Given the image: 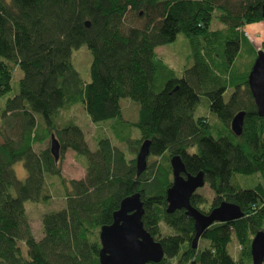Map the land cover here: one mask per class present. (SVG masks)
<instances>
[{
    "label": "trees",
    "instance_id": "1",
    "mask_svg": "<svg viewBox=\"0 0 264 264\" xmlns=\"http://www.w3.org/2000/svg\"><path fill=\"white\" fill-rule=\"evenodd\" d=\"M263 5L264 0H0V264H101V227L113 222L121 201L135 192L143 200V225L165 252L162 261L149 264H253L251 241L264 229V115L248 84L259 50L242 29L264 22ZM131 13L144 23H128ZM179 33L191 50L177 71L156 49ZM83 44L93 56L89 82L72 62L73 50ZM244 46L254 57L242 69ZM19 70L18 92L8 96ZM221 92H229L222 104ZM201 96L217 108L224 126L218 130L225 135L215 136L216 126L195 116ZM123 98L138 104L135 119L124 116ZM79 103L94 123L112 120V138H98L95 150L70 114ZM239 111L246 115L236 136L231 121ZM53 135L61 145L59 161L50 150ZM146 139L154 160L137 175L135 155ZM67 149L86 157L83 178L63 177ZM177 154L187 172H204L215 193L210 201L194 193L193 206L207 213L228 200L244 212L207 228L203 249L199 242L193 247L194 221L185 210L167 212L170 159ZM19 162L27 171L24 180L15 170ZM48 174L68 188L65 206L43 214L38 239L25 201L53 198ZM239 175L260 179L248 188ZM234 242L236 256L228 250Z\"/></svg>",
    "mask_w": 264,
    "mask_h": 264
},
{
    "label": "water",
    "instance_id": "2",
    "mask_svg": "<svg viewBox=\"0 0 264 264\" xmlns=\"http://www.w3.org/2000/svg\"><path fill=\"white\" fill-rule=\"evenodd\" d=\"M264 19V5L262 8ZM89 26V22H86ZM248 84L260 116L264 115V50L259 49L257 57L248 76ZM245 111H239L231 121V130L236 136L243 133ZM151 140L142 142L136 155L137 175L142 174L148 166ZM50 150L56 161L61 155L59 140L52 136ZM172 184L166 193L167 212L185 210L186 215L194 221L195 236L193 247L204 231L216 222H228L244 216L241 207L231 201L223 200L209 212H203L191 204V197L198 189L204 187V172L197 174L187 172L181 155L170 159ZM144 207L140 192L125 197L118 210L113 214V222L101 227L99 252L101 264H149L158 263L165 257L163 245L156 240L143 225ZM251 256L253 264H264V229L259 230L252 238Z\"/></svg>",
    "mask_w": 264,
    "mask_h": 264
},
{
    "label": "rangeland",
    "instance_id": "3",
    "mask_svg": "<svg viewBox=\"0 0 264 264\" xmlns=\"http://www.w3.org/2000/svg\"><path fill=\"white\" fill-rule=\"evenodd\" d=\"M145 18H138L134 16V13H131L127 19L128 23H131L136 26H140L144 23ZM219 23L217 19L213 20L212 28L219 27ZM243 31V30H242ZM255 43L254 46L256 49L262 48V40ZM253 43V42H252ZM245 47V46H244ZM190 45L187 38L179 33L176 40L172 43H169L164 46H159L156 49V52L159 57L163 58L165 62H167L170 66L175 68L177 71H180L184 65L186 64L187 55L190 53ZM254 55L251 52L247 51V48H243L241 52V56L238 59V65L242 69L248 68L251 63ZM92 53L86 44L81 45L79 48H75L72 54V62L75 68L79 71L81 77L86 81H91V63H92ZM23 72L21 70L14 76L12 86V91L8 94V96H13L18 92V81L19 78L22 77ZM229 92H221L218 94L219 101L221 104L223 100L228 99ZM121 104L124 110V116L128 119H135L137 117L138 104L132 101L129 98H123L121 100ZM86 105V104H85ZM83 103L76 104L71 109L70 114L74 116L76 122L84 129L86 133L87 140L91 149L95 150L97 147V139L100 137H111L113 134V130L111 129L112 120H108L102 122L100 124L94 123L90 115L88 114V108ZM215 106V105H213ZM213 106L209 105L208 99L205 96H201L199 103L195 109V116H205L208 121L212 123L215 127V136H223L226 133L219 131L218 129L223 124L219 121L216 113L217 108H213ZM138 135V131L134 130V136ZM114 142L117 143L123 150L126 151L128 158H132L133 155L128 152V147L125 144L119 143L114 139ZM194 150V148L192 149ZM136 156V155H135ZM82 157V158H81ZM83 160H86L84 156H76L73 150L67 149L63 153V158L61 161L62 166V175L68 181L69 179H80L85 176L86 169L84 167ZM154 160V157L149 155L148 162ZM15 170L18 177L21 180L26 179L27 171L23 166V163L19 162L15 165ZM48 180L51 182V194L52 199L48 203H36L31 200L25 201V209L27 212V216L31 223L33 232L36 238H40L43 236V227H42V216L45 212L50 210H57L65 206V195L67 194V186L62 181V179L55 175H47ZM260 179L259 175H251L244 176L239 175V180L244 187H253L256 182ZM198 193L202 194L207 198L208 201L215 196L214 191L210 188L208 184H205L204 187L197 190ZM208 240L201 238L199 241V248L203 249L208 245ZM22 246L24 250H26V246L23 243ZM229 252L234 254L235 256L239 254V249L237 247V242L229 244L228 246ZM174 264H177L174 260Z\"/></svg>",
    "mask_w": 264,
    "mask_h": 264
},
{
    "label": "crops",
    "instance_id": "4",
    "mask_svg": "<svg viewBox=\"0 0 264 264\" xmlns=\"http://www.w3.org/2000/svg\"><path fill=\"white\" fill-rule=\"evenodd\" d=\"M242 30L253 44L260 41L257 39L264 40V22L248 24Z\"/></svg>",
    "mask_w": 264,
    "mask_h": 264
},
{
    "label": "bare ground",
    "instance_id": "5",
    "mask_svg": "<svg viewBox=\"0 0 264 264\" xmlns=\"http://www.w3.org/2000/svg\"><path fill=\"white\" fill-rule=\"evenodd\" d=\"M245 123V122H244ZM244 129V128H243ZM233 133V132H232ZM161 156V155H160Z\"/></svg>",
    "mask_w": 264,
    "mask_h": 264
}]
</instances>
